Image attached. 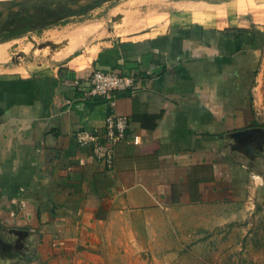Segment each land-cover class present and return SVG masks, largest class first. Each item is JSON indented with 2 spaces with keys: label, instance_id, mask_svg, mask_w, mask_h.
Here are the masks:
<instances>
[{
  "label": "crops",
  "instance_id": "crops-1",
  "mask_svg": "<svg viewBox=\"0 0 264 264\" xmlns=\"http://www.w3.org/2000/svg\"><path fill=\"white\" fill-rule=\"evenodd\" d=\"M120 4L126 31L44 57L0 39V264H227L264 209V0ZM95 67L135 86L111 106L89 93ZM111 109L140 141L115 142L108 166L74 131L101 130Z\"/></svg>",
  "mask_w": 264,
  "mask_h": 264
},
{
  "label": "rangeland",
  "instance_id": "rangeland-1",
  "mask_svg": "<svg viewBox=\"0 0 264 264\" xmlns=\"http://www.w3.org/2000/svg\"><path fill=\"white\" fill-rule=\"evenodd\" d=\"M84 3L88 5V9L85 8L82 12L71 13L68 16L58 21L52 22L47 26L40 27L30 32H23L16 37L9 39L10 50L16 51L12 55L19 59H24L32 55L44 57L54 51V47L43 43L49 41L63 42L69 40L73 42L75 39L80 38V43H88L91 41L100 40L102 37H107L109 29L115 32H124L128 28L125 24H118L117 21L112 20L113 13L118 11L123 0H106L101 3L88 2L89 0H75V2ZM75 2H70L71 6L76 5ZM46 5L51 7H60L63 5L50 1ZM19 11V9H14ZM12 11V10H10ZM2 13V7H0V14ZM60 16V15H59ZM0 39L3 37V33H0ZM21 49H25L23 54ZM255 88V104L258 107V116L262 129L264 131V56L261 60V64L258 69L257 79L254 82ZM264 139V134H262ZM256 168L260 170L264 176V149L259 151V155L256 157ZM255 209L253 213H256ZM259 217L254 220H250L245 223L244 236L241 239V250H237L239 255L229 256L227 264H235L236 259L243 261V264H264V209L259 210ZM251 218V217H250ZM234 226L238 224L230 222L228 224L229 230H234ZM232 228V229H231ZM234 256V259H232Z\"/></svg>",
  "mask_w": 264,
  "mask_h": 264
},
{
  "label": "built area",
  "instance_id": "built-area-1",
  "mask_svg": "<svg viewBox=\"0 0 264 264\" xmlns=\"http://www.w3.org/2000/svg\"><path fill=\"white\" fill-rule=\"evenodd\" d=\"M89 93L102 96L111 106L116 93L132 89L135 86L133 73L118 72L108 67H95L88 75ZM128 118L112 109L105 115L101 130L84 127L74 131V137L80 145L89 146L95 157L106 165L113 163V145L119 140L139 142L137 134L127 131Z\"/></svg>",
  "mask_w": 264,
  "mask_h": 264
},
{
  "label": "flooded vegetation",
  "instance_id": "flooded-vegetation-1",
  "mask_svg": "<svg viewBox=\"0 0 264 264\" xmlns=\"http://www.w3.org/2000/svg\"><path fill=\"white\" fill-rule=\"evenodd\" d=\"M48 2H45V4L41 5H34L29 8H18L19 11H9L7 19L0 27V33L2 32L4 34L3 37L6 38L14 37L25 32L26 30L38 29L40 27L47 26L52 22L58 21L59 19H62L61 15H63L64 18L71 13L82 12L85 8L88 9V5H90L71 6L70 2H75V0H59L56 2L63 6L62 8L57 6L55 8L51 7L50 5H46ZM94 3L96 4L95 1L91 4Z\"/></svg>",
  "mask_w": 264,
  "mask_h": 264
},
{
  "label": "water",
  "instance_id": "water-1",
  "mask_svg": "<svg viewBox=\"0 0 264 264\" xmlns=\"http://www.w3.org/2000/svg\"><path fill=\"white\" fill-rule=\"evenodd\" d=\"M48 1H59V0H0V7H2V13L0 14V27L4 23V21L7 19L9 11L26 7L29 8L34 5H41L45 4V2ZM60 1H65V0H60ZM96 2V3H101L106 0H89L88 2ZM76 5L78 6H83L84 3L81 2H75ZM50 44L51 46L55 47L58 44L54 42H47L43 43L42 45ZM11 249V242L10 239H8L7 234L5 235L4 230H0V262L3 260L7 263V255L10 252ZM15 258L11 257V261L13 262Z\"/></svg>",
  "mask_w": 264,
  "mask_h": 264
},
{
  "label": "trees",
  "instance_id": "trees-1",
  "mask_svg": "<svg viewBox=\"0 0 264 264\" xmlns=\"http://www.w3.org/2000/svg\"><path fill=\"white\" fill-rule=\"evenodd\" d=\"M19 32H22V31H19ZM4 38H6V37H2V39H4ZM100 55H101V53L99 52V54H98V56H97V60H98V61L101 60V59H100Z\"/></svg>",
  "mask_w": 264,
  "mask_h": 264
}]
</instances>
